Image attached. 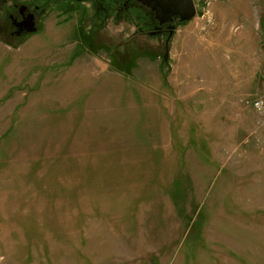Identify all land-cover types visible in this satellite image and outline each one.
I'll return each instance as SVG.
<instances>
[{"label": "rangeland", "instance_id": "rangeland-1", "mask_svg": "<svg viewBox=\"0 0 264 264\" xmlns=\"http://www.w3.org/2000/svg\"><path fill=\"white\" fill-rule=\"evenodd\" d=\"M112 1L0 31V264H264V0Z\"/></svg>", "mask_w": 264, "mask_h": 264}, {"label": "flooded vegetation", "instance_id": "flooded-vegetation-1", "mask_svg": "<svg viewBox=\"0 0 264 264\" xmlns=\"http://www.w3.org/2000/svg\"><path fill=\"white\" fill-rule=\"evenodd\" d=\"M39 0H10L8 6L5 5V0H0V31L9 37L14 39H21L33 31H29L31 27L38 25V19L41 15L42 4H38ZM43 3L48 4L51 1L58 0H42ZM63 1V0H60ZM72 1L73 0H65ZM94 6V8L102 9L103 13L108 14V4L114 1L112 0H86ZM83 2V1H81ZM77 2V3H81ZM105 3V4H104ZM44 4V5H45ZM135 6L142 7L145 9V21L143 25L137 28V31H146L149 35L154 37H165L168 39L174 30V26L179 23L174 16H166V18L159 19L155 16L154 12L148 7L142 5L138 0H121L118 10L127 11L134 8ZM35 25V26H34Z\"/></svg>", "mask_w": 264, "mask_h": 264}, {"label": "water", "instance_id": "water-1", "mask_svg": "<svg viewBox=\"0 0 264 264\" xmlns=\"http://www.w3.org/2000/svg\"><path fill=\"white\" fill-rule=\"evenodd\" d=\"M73 1L81 2L84 0H73ZM138 1L142 5L152 10L155 16L161 19V21H163L162 19L166 18V16H174L180 23L187 22L191 20L196 14L192 0H138ZM34 30L35 27H31L29 29L30 32Z\"/></svg>", "mask_w": 264, "mask_h": 264}, {"label": "built area", "instance_id": "built-area-1", "mask_svg": "<svg viewBox=\"0 0 264 264\" xmlns=\"http://www.w3.org/2000/svg\"><path fill=\"white\" fill-rule=\"evenodd\" d=\"M252 105L258 111L263 109V103L261 100H255Z\"/></svg>", "mask_w": 264, "mask_h": 264}]
</instances>
